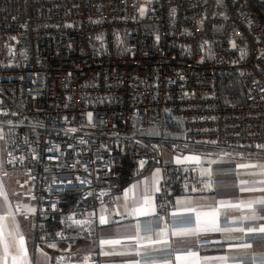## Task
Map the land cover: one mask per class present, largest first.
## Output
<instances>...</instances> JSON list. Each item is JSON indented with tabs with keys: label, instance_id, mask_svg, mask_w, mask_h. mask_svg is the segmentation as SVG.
Segmentation results:
<instances>
[{
	"label": "built area",
	"instance_id": "obj_1",
	"mask_svg": "<svg viewBox=\"0 0 264 264\" xmlns=\"http://www.w3.org/2000/svg\"><path fill=\"white\" fill-rule=\"evenodd\" d=\"M251 1L0 0L5 163L31 179L37 245L87 250L89 237L52 238L50 222L68 197L78 222L101 203L117 218L120 157L135 159L130 179L163 170L155 214L169 220L173 191L202 178L166 153L264 149V24Z\"/></svg>",
	"mask_w": 264,
	"mask_h": 264
},
{
	"label": "crops",
	"instance_id": "obj_2",
	"mask_svg": "<svg viewBox=\"0 0 264 264\" xmlns=\"http://www.w3.org/2000/svg\"><path fill=\"white\" fill-rule=\"evenodd\" d=\"M8 134V137L3 134L5 138L0 139V203L6 204L4 211L0 212L4 217L0 219V264H14L21 236L25 254L19 264H238L239 261L251 264L253 257L257 261L264 258V234L247 232L248 227L264 226V218H261L264 217V206L260 204L264 201V183H261L264 181V149L234 148V152H229L231 148H227L230 160L244 157L246 162L241 165L237 161L223 173L199 171L202 184L188 185L184 192L173 191L172 213L195 209L201 214V220H210L211 217L204 214L215 213L217 226L233 229L230 232L201 226L194 213L188 214L192 223L187 225L179 223L183 216L173 217L171 214L169 220L156 216V189L160 187L163 170L141 166L140 174L130 179L131 167L136 162L124 168L117 160L111 195L117 218L105 203L99 204L88 219L79 223L72 214H67L56 231V237L59 234L67 238L89 237L91 244L83 253L62 256L54 249L36 243L37 203L32 195V182L26 172L8 169L5 152L9 129ZM210 146L214 145L190 144L184 156L166 153L164 161L185 165L182 161L188 153ZM237 165L241 167L236 168ZM145 194L151 204L144 205L146 214H141L136 211L141 207L136 201ZM101 218L106 223H101ZM149 225L152 231H145V226ZM181 227H195L196 232L173 235ZM241 228L244 231H240ZM243 244H251V247H238Z\"/></svg>",
	"mask_w": 264,
	"mask_h": 264
},
{
	"label": "snow or ice",
	"instance_id": "obj_3",
	"mask_svg": "<svg viewBox=\"0 0 264 264\" xmlns=\"http://www.w3.org/2000/svg\"><path fill=\"white\" fill-rule=\"evenodd\" d=\"M141 15L144 14V9H140ZM89 119H91V114H89ZM10 123V122H9ZM0 133H2V129H0ZM4 135L0 134V139H4ZM259 147H264V146H259ZM143 164V162H141ZM158 171V170H157ZM261 183H264V181H261ZM156 191H159V189H156ZM145 193H147V189H145ZM136 203L141 204V207L137 208L136 211L141 213V214H146V209L144 207V205H150L151 204V200L149 199V197L147 196V194H145V196L142 199H137ZM260 204L262 206H264V201H261ZM6 207V204L0 203V212L4 211V208ZM264 210V209H262ZM195 214V219L197 221V223H200L201 226L207 228L209 226H211L212 230L214 231H224V232H230L233 231V229L231 228H224L221 229L217 226V219L215 216V213H208V214H204L205 216H210L211 219L210 220H201V214L200 213H196L195 209H187L185 210V213H172L173 217H177V216H183L184 219H182L181 221H179V223L187 225V224H191L192 220L190 218V216L188 214ZM255 218V217H253ZM264 218V217H261ZM0 219H4V217L2 215H0ZM245 219H250L248 217H246ZM101 223H106V221H104L103 218H101ZM79 223V222H78ZM157 224H159V220L156 221ZM173 223H176V221L174 220ZM0 231H2V229H0ZM145 231H152V226H145ZM240 231H244L243 228L240 229ZM196 232V228L192 227V228H188V227H181V228H177L174 232L173 235H177V234H181V235H186V234H195ZM247 232L249 234H256V233H261L264 234V226H260V227H248L247 228ZM9 235H12V233H9ZM238 247H243V248H250L251 244H243V245H239ZM18 255L15 256L13 258L14 264H19V261L22 259V257L25 254V248H24V240L23 237L21 236L19 239V248H18ZM136 264H139V262H136ZM147 264V262H146ZM166 264H170V262H166ZM238 264H245L244 261H239ZM251 264H264V258H262L261 260L257 261L255 257L252 258L251 260Z\"/></svg>",
	"mask_w": 264,
	"mask_h": 264
},
{
	"label": "rangeland",
	"instance_id": "obj_4",
	"mask_svg": "<svg viewBox=\"0 0 264 264\" xmlns=\"http://www.w3.org/2000/svg\"><path fill=\"white\" fill-rule=\"evenodd\" d=\"M146 11L144 7V12ZM264 16V11L262 13ZM0 129H2V133L8 137V127L0 126ZM197 151H194L192 153H188L187 158L184 159L182 162L185 163V165H179L178 167H190L195 168L198 171L202 173L211 174L214 171H218V173H223L222 171L230 170L231 165L234 166L235 162L238 161L241 165L246 162L244 157H237L234 160H230V157L228 155L227 148L223 147H216L210 146V147H200L196 148ZM229 152H234V148H231ZM222 157H225L226 159H223ZM177 161H180L182 159L176 158ZM233 159V158H232ZM241 167L240 165H237L236 168Z\"/></svg>",
	"mask_w": 264,
	"mask_h": 264
},
{
	"label": "trees",
	"instance_id": "obj_5",
	"mask_svg": "<svg viewBox=\"0 0 264 264\" xmlns=\"http://www.w3.org/2000/svg\"><path fill=\"white\" fill-rule=\"evenodd\" d=\"M249 8L251 11H254L260 15L262 23L264 24V16L262 15L264 11V0H252ZM238 103H241V100H239ZM118 161H120L123 164L124 168L127 166L130 167V165L135 164V159L133 157H128V156L120 157ZM70 212H71V198L68 197L67 203L65 205V213L67 215V214H70ZM66 215H61L56 220L50 222L52 238L56 237V231L57 229L61 228L62 221Z\"/></svg>",
	"mask_w": 264,
	"mask_h": 264
}]
</instances>
